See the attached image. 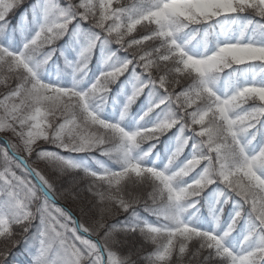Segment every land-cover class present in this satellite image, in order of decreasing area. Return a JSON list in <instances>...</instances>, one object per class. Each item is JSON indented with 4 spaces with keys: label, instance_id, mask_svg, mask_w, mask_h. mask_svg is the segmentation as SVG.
Listing matches in <instances>:
<instances>
[{
    "label": "snow or ice",
    "instance_id": "snow-or-ice-1",
    "mask_svg": "<svg viewBox=\"0 0 264 264\" xmlns=\"http://www.w3.org/2000/svg\"><path fill=\"white\" fill-rule=\"evenodd\" d=\"M22 6L0 0V264H264V0Z\"/></svg>",
    "mask_w": 264,
    "mask_h": 264
},
{
    "label": "trees",
    "instance_id": "trees-1",
    "mask_svg": "<svg viewBox=\"0 0 264 264\" xmlns=\"http://www.w3.org/2000/svg\"><path fill=\"white\" fill-rule=\"evenodd\" d=\"M31 2H32V0H24V6L29 5ZM24 6H22L21 8H17L12 13H10L8 19H9V21L11 23H17L18 22L20 13L23 10V7ZM62 43H63V39L61 41H58L57 42L58 45L59 44H62ZM95 61H96V56L94 54L93 61L90 64V67L93 69V71L95 70V66H96L95 65ZM244 107H246V106L244 105ZM163 147H164V145L163 144H160V145H158L157 150H162ZM63 154H65V153H63ZM65 155H67V154H65ZM73 155H75V154H73ZM61 183H65L66 184V178L64 180H62V181H58L57 182L58 187L60 186ZM59 203L62 204V205H64V206L73 205L72 204L73 202L71 200H60ZM144 215L147 217V214L146 213ZM115 219H123V216L116 217ZM150 219H152V218H150ZM139 245H140L139 242H137V244H136L137 248L139 247ZM151 249H152V246H150V245L148 246L147 245L144 248V252L151 251ZM125 250L126 249H122V252L125 253ZM13 253H14V255L10 256L9 259L10 260H14L15 261V264H27V258L25 257V255L18 248L17 249H13ZM133 259H136L137 260V264H144V261L139 260L136 256H133Z\"/></svg>",
    "mask_w": 264,
    "mask_h": 264
},
{
    "label": "rangeland",
    "instance_id": "rangeland-1",
    "mask_svg": "<svg viewBox=\"0 0 264 264\" xmlns=\"http://www.w3.org/2000/svg\"><path fill=\"white\" fill-rule=\"evenodd\" d=\"M113 87H115V85H113ZM7 91V89L6 88H4L3 86H0V94H3L4 92H6ZM142 99V98H141ZM246 107L248 106V105H245ZM133 108H135V105L133 106ZM4 135H6L5 133H0V137H2V136H4ZM167 135H171V133H168ZM167 136H162L161 137V140H164L165 138H166ZM154 141H146L145 142V144L144 145H142L143 147H147V145L149 144V143H153ZM147 144V145H146ZM160 145V144H159ZM157 147H158V145H157ZM45 148L47 149V150H49V151H53V149L54 150H56L57 148H55V146L54 145H45ZM57 151H61L60 149H57ZM186 152L188 151V149H186L185 150ZM65 154H67V153H65ZM75 155H77V154H75ZM106 159V158H105ZM179 159H183V154L181 155V157H179ZM41 167H45L43 164H41ZM197 170H199V169H197ZM46 171L49 173V174H52L53 172H54V169H52V168H50V167H47L46 168ZM195 173H191L190 175H194ZM73 204V203H72ZM67 207H70V208H73L74 210H75V204H73V205H68ZM77 214H79L78 212H77ZM152 219H154V218H152ZM136 246V245H135ZM140 246V245H139ZM149 246V245H148ZM151 246V245H150ZM0 247H3V242L2 241H0ZM137 247V246H136ZM126 250H125V253H127V251H128V249L127 248H125ZM26 257V256H25ZM27 258V257H26Z\"/></svg>",
    "mask_w": 264,
    "mask_h": 264
}]
</instances>
